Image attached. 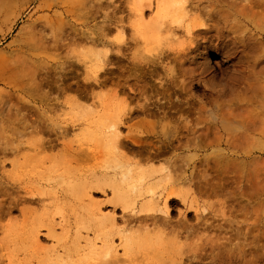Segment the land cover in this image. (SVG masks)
<instances>
[{"label": "rangeland", "instance_id": "374dc122", "mask_svg": "<svg viewBox=\"0 0 264 264\" xmlns=\"http://www.w3.org/2000/svg\"><path fill=\"white\" fill-rule=\"evenodd\" d=\"M155 2L0 0V264H101L97 230L111 237L113 264H264V0ZM201 21L234 44L209 58L216 84L252 61L250 37L254 80L222 97L177 93L182 78L170 83L177 69L163 58ZM140 106L146 113L134 114ZM84 118L121 120L122 137L165 150L152 162L129 150L123 159L171 167L178 204L119 199L107 179L117 151L85 132ZM163 129L180 131L188 149L166 147Z\"/></svg>", "mask_w": 264, "mask_h": 264}, {"label": "bare ground", "instance_id": "6f19581e", "mask_svg": "<svg viewBox=\"0 0 264 264\" xmlns=\"http://www.w3.org/2000/svg\"><path fill=\"white\" fill-rule=\"evenodd\" d=\"M9 1H6L4 5H7ZM162 0H156L154 8L156 10L159 9ZM175 5H179L178 1H174ZM151 4L149 5L150 9ZM143 10L139 11L140 15L143 14ZM208 25L206 22L201 21L198 24H188L185 27V36L186 39L182 42L178 48L173 49L169 54L164 55L163 59H169L175 63L177 74L174 73L173 69H170V73H167L169 76L170 83L175 84L179 77L182 78L179 85V91L177 93L188 94L191 87H194L200 91H205V89L210 90L218 95L219 97L225 96L228 91H232L236 87L241 84H246L254 80L256 75V68L258 64L261 62L257 56L255 57L256 50L255 45L258 43L255 38H248L246 41L247 49L246 55L252 59V61H247L245 64L243 62H235V65L231 71H226L222 73V80L218 81L216 84V76L211 73V66L209 63V58L217 53V51L229 47L232 43L228 39V36L221 32L220 29H215V34L209 33ZM171 37H176L175 33L169 32ZM264 41V35L260 34V42ZM259 42V43H260ZM261 44V43H260ZM234 44L231 45V48ZM228 60V54H221L220 60H216L214 63L215 67L219 69V65L221 62H225ZM100 62H104V59H100ZM105 63V62H104ZM107 63V62H106ZM149 64H159L157 61H150ZM138 66V63L135 64ZM209 73L211 77H206L205 74ZM174 80V81H173ZM215 80V81H214ZM100 84V83H99ZM178 86L177 84H175ZM181 94V95H182ZM148 109L140 106L137 109V112L146 113ZM179 110V109H178ZM182 110V109H180ZM183 111V110H182ZM179 112V111H178ZM152 113V112H151ZM153 114V113H152ZM184 123V122H183ZM81 125L84 126L85 132H91L97 134L99 138L105 142L106 144L111 145L116 151L115 163L111 167V179L113 180V188H120L118 192V198L122 199L127 196L134 197V203L138 202L141 199L150 197L148 202L141 204V207H151L157 204L159 198L164 197L165 206L168 203L177 205L178 202L176 200L177 197V186H179V180H174L172 178V169L171 167L163 166L159 169H145L143 166L137 163H131L129 160H124V150H129L137 155H144L145 161L152 162L154 159H157L159 156L163 155L165 150L161 148H157L154 151L147 150L142 148L139 144V139L131 136H121L120 125L122 124L121 120H111L108 121H100L99 119L92 118L91 120L84 118L81 119ZM189 130H187L188 132ZM170 131H166L163 129L160 136L164 138V143L166 147H170L169 149L175 150H187V147L182 146L183 136H181L180 131L175 130V134H170ZM60 134V133H58ZM170 135V136H167ZM6 150H3V155H6ZM145 152V153H143ZM78 156L81 158H91V154H81L78 153ZM108 173L105 171L104 174ZM93 177L96 176V171L93 173ZM104 177V176H103ZM183 177V176H182ZM156 178L163 179L166 184L159 188H152L149 186L150 181L155 180ZM184 178V177H183ZM102 179V178H101ZM95 180L97 181L96 187L99 186V183L106 180ZM159 180V179H158ZM49 181V179L47 180ZM187 183V181H186ZM182 184V183H181ZM95 188V187H91ZM112 221V218H109V222ZM48 232H52L51 227H48ZM96 236L101 241V246L98 250H102L103 252L100 254L101 256V264H113L115 259L117 258L116 253L114 251V247L112 244L108 245L106 243H111V237L109 238L104 232H100V230L96 231ZM36 238V239H35ZM34 240H37V234H34ZM90 246L92 248H96L95 242ZM63 252V250H62ZM55 257L61 258L63 253L59 251H55Z\"/></svg>", "mask_w": 264, "mask_h": 264}]
</instances>
